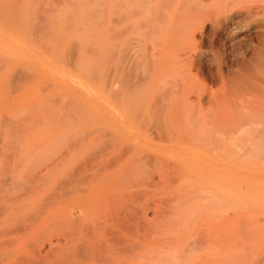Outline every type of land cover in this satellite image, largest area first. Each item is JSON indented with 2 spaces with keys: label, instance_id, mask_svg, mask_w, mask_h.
<instances>
[{
  "label": "rangeland",
  "instance_id": "374dc122",
  "mask_svg": "<svg viewBox=\"0 0 264 264\" xmlns=\"http://www.w3.org/2000/svg\"><path fill=\"white\" fill-rule=\"evenodd\" d=\"M10 3L11 0H0V225L7 219L11 228L20 225L17 220L26 219L20 223H31L50 210L57 214L56 218L67 210L77 218L79 211L95 206L97 199L107 198L111 201L109 207H118L121 211L131 209L137 214L142 232L154 235L155 264H264V141L259 143L262 139L257 134L261 123L260 126L253 121L252 125L250 120L233 132L234 136L238 134L234 137L236 144L233 142L236 147L233 154L238 163L230 193L223 191L224 187L215 189L208 180L200 183L199 176L185 164L178 162L180 166L169 161L167 116H162L164 121L159 122L162 128L163 122L168 123L165 126L168 129L163 132L167 139L159 136L155 117L145 118L147 127L135 128L126 108L111 97L110 89L82 78L96 64L91 55L96 44V50L100 49L98 57L102 56L97 58L96 66L101 67L106 46L102 42L104 36H101L102 41L100 36L80 37L85 43L80 44L84 47L80 48L83 53L78 54L77 44V48L74 47L80 56L77 63L85 73L78 74L75 52L71 55L73 59L67 58L68 52H63L75 45L72 38L76 42L80 38L26 36L21 20L24 8L18 4L21 9L15 7L16 10ZM92 39L96 44L91 43ZM88 44L89 47L94 45L89 48L90 52ZM66 59H72L73 68ZM102 68H96L99 70H96L97 76L94 72L96 77H102ZM82 73L85 75H80ZM160 88L157 94L168 91L164 86L165 90ZM126 91L121 88L122 94ZM138 114L144 118L140 111ZM245 125H250L246 131L251 132V127L252 131L254 128L257 131L252 132L253 137L249 135L252 133H244L247 138H254L253 141L258 137L253 144L255 149L251 138H248L251 145L247 139H240L244 134L239 133L247 128H243ZM242 141L247 142L244 145ZM54 197H58L55 202L49 199ZM45 229L36 231L29 243L46 251L49 249L47 237L55 231ZM11 237L14 235L0 236V242L10 241ZM65 239L69 240L67 236ZM65 239L62 246L68 249L72 244ZM2 251L8 250L1 248L0 255ZM158 251L163 253L159 255ZM5 253L0 263L8 258Z\"/></svg>",
  "mask_w": 264,
  "mask_h": 264
},
{
  "label": "bare ground",
  "instance_id": "6f19581e",
  "mask_svg": "<svg viewBox=\"0 0 264 264\" xmlns=\"http://www.w3.org/2000/svg\"><path fill=\"white\" fill-rule=\"evenodd\" d=\"M11 3L12 8L19 9L18 4L24 8L21 20L26 36H100V39L104 36L105 41H101L106 46L101 67L96 66L100 49L96 50L95 39L91 40L96 44L91 51L93 64L96 62V68L103 65L104 74L96 77L99 70L91 66L87 75L81 77L90 84L98 82L110 89L111 97L126 108L123 109L133 119L135 128L147 127L145 118L155 117L159 136L165 139L169 134V161L185 164L199 176L200 183L208 180L215 189L224 187L223 191L230 193L238 163L233 154L237 140L234 139L238 137V134L234 136L235 130L252 120V125L253 121L262 125L258 136L264 135V0H11ZM81 38L77 42H82ZM77 42L72 38L75 45L71 43L72 49L63 52L69 54L74 50L70 56L66 54L67 58H75L71 56L75 52L76 60L83 53L80 44L85 43ZM89 45L88 52L93 47ZM66 61L72 64L69 59ZM74 65H78L75 68L78 74L83 71L78 63ZM163 86L168 91L157 94L156 90ZM121 88L127 91L122 94ZM138 111L144 118H140ZM162 116H167L165 120L169 121L166 135L163 132L168 129L165 128L168 123L163 122L165 129L159 124L160 120L164 121ZM249 127L245 125V130L237 133L257 132L254 127L255 132L252 127L251 132L246 131ZM253 133L249 135L253 137ZM246 136L240 139H247L250 144L251 137ZM260 137L262 141L257 143L264 141ZM251 139L253 146L256 140ZM256 158L260 159L258 155ZM52 198L49 199L55 202L58 197ZM94 205L79 211L77 218L69 210L56 218L57 214L50 210L47 214L40 213L33 221L30 219L31 223L22 224L26 219L19 218L21 221L17 223L22 225L12 228L7 219V224L0 225V236L14 237L0 242V249L8 250L5 251L8 258L3 257L6 259L0 264H155L154 235L142 232L137 214L131 209L109 207L111 201L107 198L97 199ZM45 228L55 231L47 237L46 251L29 243L36 231ZM64 239L72 244L70 248L64 249ZM43 243L45 248L46 241ZM5 252L1 253L5 255Z\"/></svg>",
  "mask_w": 264,
  "mask_h": 264
}]
</instances>
